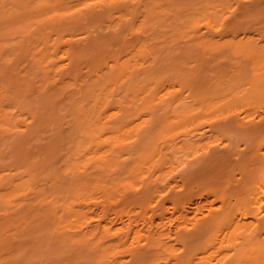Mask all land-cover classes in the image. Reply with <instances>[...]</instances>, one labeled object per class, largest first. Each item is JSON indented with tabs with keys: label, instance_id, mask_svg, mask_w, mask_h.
<instances>
[{
	"label": "bare ground",
	"instance_id": "bare-ground-1",
	"mask_svg": "<svg viewBox=\"0 0 264 264\" xmlns=\"http://www.w3.org/2000/svg\"><path fill=\"white\" fill-rule=\"evenodd\" d=\"M0 264H264V0H0Z\"/></svg>",
	"mask_w": 264,
	"mask_h": 264
}]
</instances>
